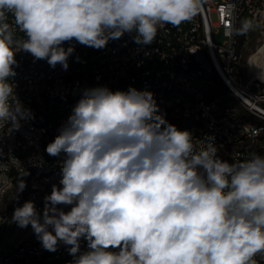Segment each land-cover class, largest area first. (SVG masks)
<instances>
[{"label":"clouds","instance_id":"obj_1","mask_svg":"<svg viewBox=\"0 0 264 264\" xmlns=\"http://www.w3.org/2000/svg\"><path fill=\"white\" fill-rule=\"evenodd\" d=\"M202 6L203 0H0V129L33 118L16 93L18 52L67 70L75 48L66 42L99 50L135 32V43L151 45L160 29L191 21ZM257 26L246 18L235 32ZM58 133L45 151L63 155L59 185L42 210L28 200L11 217L19 228L31 226L44 250L70 246L71 264L264 259V155L224 159L214 137L198 147L193 133L159 112L152 92L134 87L84 89ZM26 187L22 177L12 201Z\"/></svg>","mask_w":264,"mask_h":264},{"label":"built area","instance_id":"obj_2","mask_svg":"<svg viewBox=\"0 0 264 264\" xmlns=\"http://www.w3.org/2000/svg\"><path fill=\"white\" fill-rule=\"evenodd\" d=\"M245 14L256 23L264 21V0H203L196 17L179 27L160 29L151 45L135 43V32L110 39L99 50L66 42L65 48H75L67 70L18 52L16 93L33 118L21 121L19 129H0V163H7L0 168V188H4L0 199L20 174L27 187L17 206L31 200L38 210L43 209L44 197L53 184L59 185L63 159V155L49 156L45 148L59 134L86 88L150 91L159 111H166L168 121L178 129L193 133L198 147L199 140L214 137L217 145H223L219 155L224 159L264 155V87L240 70L246 34L238 35L235 29ZM220 31L224 39L217 41ZM17 36L23 37V33L17 32ZM9 214L0 212L1 234ZM13 229L23 235L8 239L9 248H0V264L73 261L70 246L61 242L57 251L49 252L41 247L31 226L10 225L9 230ZM80 244L86 250L87 241L81 238ZM256 259L264 264L261 257Z\"/></svg>","mask_w":264,"mask_h":264},{"label":"rangeland","instance_id":"obj_3","mask_svg":"<svg viewBox=\"0 0 264 264\" xmlns=\"http://www.w3.org/2000/svg\"><path fill=\"white\" fill-rule=\"evenodd\" d=\"M246 18H248L247 14L244 15L243 19ZM256 24L258 25L256 29L247 33L246 37L244 38L246 43L245 50H248V54L246 56V72L243 73L246 77L253 76L257 80L264 83V21ZM215 38L217 41H222L224 39L221 31L215 36ZM159 112L164 114L167 120L169 119L166 111L160 110ZM16 185L17 184H15L12 189L0 199V212L6 215L10 213L8 216L9 221L7 222V227L2 234L0 233L1 249L10 247L11 243H8V239L10 240L12 238L21 237L23 235L21 231L16 234L14 229L9 230L10 225L11 227L17 226L16 224H14V222L11 221L14 208L17 207L19 203V201H12L17 190ZM54 264H71V261H56Z\"/></svg>","mask_w":264,"mask_h":264},{"label":"trees","instance_id":"obj_4","mask_svg":"<svg viewBox=\"0 0 264 264\" xmlns=\"http://www.w3.org/2000/svg\"><path fill=\"white\" fill-rule=\"evenodd\" d=\"M243 42V36L241 37L240 43ZM246 47V46H245ZM245 47L242 48V54H241V58H240V70L242 72H246V56L248 54V50H245ZM247 49V48H246ZM23 177V179L25 180V176L24 175H20L17 174L15 177V184H18L19 180ZM24 192V191H23ZM23 194V193H22ZM21 194V196H22ZM21 198V197H20ZM55 262H43L41 260H37L36 262H34L33 264H54Z\"/></svg>","mask_w":264,"mask_h":264},{"label":"water","instance_id":"obj_5","mask_svg":"<svg viewBox=\"0 0 264 264\" xmlns=\"http://www.w3.org/2000/svg\"><path fill=\"white\" fill-rule=\"evenodd\" d=\"M259 84H260V87H264V83H261V82L259 81Z\"/></svg>","mask_w":264,"mask_h":264},{"label":"bare ground","instance_id":"obj_6","mask_svg":"<svg viewBox=\"0 0 264 264\" xmlns=\"http://www.w3.org/2000/svg\"><path fill=\"white\" fill-rule=\"evenodd\" d=\"M254 78V77H253ZM254 79H256V78H254ZM257 80V79H256ZM259 81V80H258ZM261 82V81H260ZM262 83V82H261Z\"/></svg>","mask_w":264,"mask_h":264}]
</instances>
